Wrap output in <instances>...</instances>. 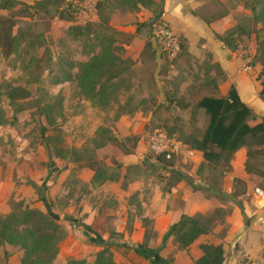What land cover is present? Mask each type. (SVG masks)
<instances>
[{
	"label": "rangeland",
	"instance_id": "1",
	"mask_svg": "<svg viewBox=\"0 0 264 264\" xmlns=\"http://www.w3.org/2000/svg\"><path fill=\"white\" fill-rule=\"evenodd\" d=\"M4 1L20 3L21 6L2 11L0 15L18 20L25 37L16 55L4 58L0 53V108L7 121L0 128V218L10 214L14 204L19 202L44 213H47L48 207L51 208V213L58 218V224L67 233L59 244L53 264L70 260L95 261L103 248L93 246L91 242L104 240L105 236L107 240L104 241L110 246L108 253L114 261L143 260L136 254L137 249L143 251V248L159 252L160 259L168 264L171 261H185L192 256L194 253L190 254V247L181 249L173 237L163 244V235L153 232L149 219L143 222L147 232L142 243L132 244L124 235L112 232L115 231V222L121 224L125 218H115L110 212L124 211L119 199L123 192H127L129 184L138 179L150 177L164 190H171L182 182L172 175L178 173L189 180L184 182L191 188L204 187V180L217 191L231 187L229 196L205 193V196L213 197L224 206L205 215L211 216L216 222L213 231L217 233L211 235L215 243H220L231 228L234 205H244L246 201L249 205H255L257 201L261 204L260 208H264V197L255 194L256 189L264 193V178L247 173L246 148L238 151L228 164L221 161L218 165H211L204 161L203 156H199V159L202 158L200 163L197 156L189 154L190 142L194 137L202 135L207 126V117L199 114L194 105L191 115L190 112L187 115L179 114L171 102L186 100L177 91V87L183 84L190 85V98L194 102L200 100L204 92L213 94L212 82L204 79L205 70L201 71L202 78L199 74L194 79L190 77L188 81L180 83L179 79L184 76L180 72L182 66L179 59L170 62L162 52L161 67L157 69L158 79L153 77L146 84L137 80L139 76L136 77L133 72L131 60L126 58L125 45L129 44L131 37L128 30L135 25L136 15L146 10L151 14V20L162 21L160 15L165 0H156L152 9L144 8L134 12L126 8H106L105 16L113 31L98 29V33L112 38L115 47L120 49L118 55L128 62V71L122 76L125 80L123 90L127 92L120 95L119 101H111L108 107L93 104L80 96L75 78L80 65L100 51L95 40L97 35L91 34L79 39L69 35L73 27L100 23L94 9L100 0H0V4ZM251 1L177 0L183 6L184 13L192 12L201 20L231 18L232 23H235L234 29L239 25L248 28L249 35L237 38L236 51L242 53L244 67H252L247 73L257 79L263 90L264 31L260 25L249 24L251 10L246 9L245 4ZM40 3L52 5L39 13L31 11L21 14L23 6L36 7ZM71 5L76 11L74 20L70 22L59 19L60 11ZM179 37L187 47V42L185 44V40ZM66 77L74 80L71 82ZM157 80L163 83L162 103L158 104L160 102L156 98L148 100V104L143 103L142 97L153 93ZM9 88L26 89L30 97L11 103L6 98ZM260 98L264 101V95H260ZM52 106L54 109L48 113ZM156 108L157 112L151 121L133 122L126 119L137 110ZM123 117L125 120L121 121ZM263 120L264 117L255 116L250 124L254 126ZM157 132L174 140L175 148L179 150L173 160L168 161L170 165L167 170L162 169L157 164V158L150 153V137ZM136 149L139 150L140 165L126 166ZM255 165L264 171V157L258 159ZM95 170L102 178L91 181ZM104 178L112 179L110 182L114 183L103 186L101 180ZM248 191L253 194V199L242 196ZM234 194L238 195L235 202H229ZM133 197L136 196L125 198L126 202H122L123 208L131 204L134 211L129 214V224L139 213L137 198ZM104 204L110 209L107 215L111 226L104 228L107 233L105 235L94 231L93 223H87L90 221V211L96 209L97 212ZM208 238L210 235L203 239ZM123 246L127 251L121 249ZM22 259L23 251L0 242V261Z\"/></svg>",
	"mask_w": 264,
	"mask_h": 264
},
{
	"label": "trees",
	"instance_id": "2",
	"mask_svg": "<svg viewBox=\"0 0 264 264\" xmlns=\"http://www.w3.org/2000/svg\"><path fill=\"white\" fill-rule=\"evenodd\" d=\"M50 4L52 5V3H40L36 7L23 6L21 14L31 11L39 13L50 7ZM155 5L156 0H100L96 6L100 23H90L86 26H76L70 29L69 35L74 39L96 34L95 40L100 48V51L88 62L80 65L75 77L79 86V94L85 100L96 105L108 107L111 101H119L120 95L127 92L123 90L125 80H123L122 76L128 71V62L118 55V50L120 49L115 47V42L112 38L101 36L98 33V29L113 31L109 25V20L105 16L106 8L108 6L111 8H126L130 12H134L144 8L152 9ZM18 6H21L19 2L4 1L0 4V13L13 10ZM245 8L251 10L249 24H253V26L260 25L264 31V0H253L251 3H246ZM75 13V7L71 5L60 11L59 19L72 22ZM156 21L154 23H164L163 21ZM149 29L150 39L148 43L152 44L155 43L153 40V25ZM247 29L239 25L236 29L233 28L227 32L221 39L225 41L231 51L235 52L238 48L237 38L250 34ZM24 37L25 35L22 34L18 20L14 17L0 15V53L4 58H10L18 53ZM181 45L183 54L187 51V47L184 45V41H181ZM66 78L71 82L74 80L72 77ZM260 95L261 97L264 95V89ZM29 97V91L22 88H9L6 95V98L11 103L28 99ZM195 107L204 111L207 117V126L201 136L194 137L191 140V151L201 153L206 163L218 165L221 161L228 164L238 151L246 148L248 150L247 173L257 174L264 178V171L259 170V166L255 165L258 159L264 157V120L254 126L250 124V121L256 115L242 101L236 88L232 86L226 97H217V92H213L212 96L201 98ZM53 109V106L50 107L48 113ZM48 113L46 112V114ZM6 123L4 112L0 108V128ZM50 124L52 125L51 121ZM152 155L155 159L157 158V164L164 170H167L170 165L168 161L170 159L173 160L175 157L174 154L170 158L164 155ZM172 175L180 181H189L186 178H182L178 173ZM98 177L100 179L102 175H98L95 170L93 180L98 181ZM110 180L112 179L104 178L101 183ZM237 196L236 194L232 195V200L230 199V201L235 202L234 200H236ZM58 222V218L51 213V208L49 207L47 208V213H44L38 209L25 207L23 203H15L12 212L6 217L0 218V242L3 245L23 251L21 264H53L58 254L59 244L67 234ZM215 223L211 216H183L164 235L163 244L173 237L178 246L186 250L200 237L212 234ZM91 244L103 248L97 254L93 264H117L108 253L110 247L108 243L104 240H99L91 242ZM200 250L202 257L195 264H223L225 261V252L222 245L203 244ZM158 253L144 248L143 251L138 249L136 251V254L145 260L151 261L153 264H168L160 259ZM67 264H87V262L85 260H70Z\"/></svg>",
	"mask_w": 264,
	"mask_h": 264
},
{
	"label": "crops",
	"instance_id": "3",
	"mask_svg": "<svg viewBox=\"0 0 264 264\" xmlns=\"http://www.w3.org/2000/svg\"><path fill=\"white\" fill-rule=\"evenodd\" d=\"M161 15V20L167 24L176 35L181 36L187 42V51L179 57V60L177 59L180 66H182L180 72L182 76H184L179 79L180 83L183 82V80L185 82L188 81L190 77L194 79V76H198L199 74L200 78H202L203 75L201 76V71L205 70L204 79L212 82L214 88L213 92H217V97H226L230 88L234 86L242 101L253 110L254 114L257 117H264V101L260 98L262 90L259 87V82L255 77H252L249 73L244 71L242 53L231 51L227 47L225 41L221 39V37H224V35L235 26V23H232V20H230L231 18H221L219 21L213 20L214 22L211 20L204 21L192 12L184 13L183 6L180 5L177 0L163 1ZM136 16L135 25L130 26L128 30L131 37L129 44L125 45V49L127 50L126 58L131 60L133 72L136 77L139 76L137 80L148 84L153 77L155 80L158 79L157 69L161 67L162 50L158 44L148 43L150 39L149 27H152L156 20H151V14L146 10ZM162 86L163 83L157 80L155 84L156 88L154 91L152 90L153 93H150L147 97H142L143 103L148 104V100L156 98L160 102L158 104H161V93L164 91ZM180 86L177 87V91H179L180 95L184 96L186 100L171 102V104L174 105L179 114L184 113L187 115L190 112L191 115L192 106H195L199 100L194 102V100L190 98V85L183 84L181 87ZM173 90L175 92L176 88ZM212 95L213 94L204 92L203 97ZM156 110L157 108L154 110L148 109L146 111L137 110L133 113V116H127L126 119H130L133 122H135V120L151 121L157 112ZM199 114L205 115L203 110H199ZM122 120H125L124 117L121 121ZM188 151L190 155H194V157L197 156L196 159H199V156L202 157L198 152L189 149ZM138 152V149L133 152L130 156L132 159H128V165L126 166L140 165V155ZM202 158L199 159L200 163H202ZM125 176L126 175H124L123 179H125ZM92 179L93 175L91 176V181ZM113 183L114 182L106 181L102 182L101 185L109 186ZM203 184H205L204 187L194 186V188H191L182 181L171 190H164L161 186H158L157 183H154L153 179L150 177L147 179L135 180L129 184L127 192H123L121 199H119L121 208L124 209L123 212H110L109 206L104 204L97 209V212L95 211L96 209L94 211L92 210L93 212L90 211V221L87 223H93V230L105 235L107 233L104 228L111 227L108 221L109 216L107 215L109 212L115 218L122 219L124 217L125 221L121 224L119 221L115 222L113 225L115 231L112 232L122 234L125 239L132 241V244H137L143 242L147 232V228L144 226L143 222L149 219L153 232L163 235L164 237L169 229L177 224L183 216H205L218 207H224L213 199V197L205 196V193H214V195L220 197H222V194L229 196L232 192V188L230 187L228 189L224 187L223 190L217 191V189H214L206 183L205 180ZM248 188L250 189V186ZM252 195L253 194H250L248 191L242 196L246 198L252 197L253 199ZM132 196H136L135 198H137L139 213L135 216L133 214L131 215L134 216V221L132 220V223L129 224L127 221L129 214L134 211L132 207H130L131 204H126V207L123 208L122 202L125 203V198L129 199ZM231 205L233 206L234 204ZM234 207L235 210L232 212L231 228L225 233L220 243H215L212 239L213 236H211L213 234H210V238L208 239H203L205 236L200 237L189 248L190 254L194 253L192 256L184 259L185 261H171L170 264H195V262L202 257L200 247L203 244L222 245L225 252V261L223 264H245L249 262V260L263 257L264 208L261 209V204L257 201L255 205H249L246 201L244 205L236 204ZM217 230L219 231V229ZM212 233L216 234L217 232L215 230ZM130 235H132V237ZM103 238L105 241L107 240L106 236ZM207 240H209V242ZM124 247L125 246L121 249L127 251V248ZM150 249H152V246ZM68 262L69 261H59L58 264H67ZM86 262L87 264H93L95 261ZM115 263L153 264L151 261H145V259L140 261L120 259L115 261ZM0 264H21V261H0Z\"/></svg>",
	"mask_w": 264,
	"mask_h": 264
},
{
	"label": "built area",
	"instance_id": "4",
	"mask_svg": "<svg viewBox=\"0 0 264 264\" xmlns=\"http://www.w3.org/2000/svg\"><path fill=\"white\" fill-rule=\"evenodd\" d=\"M94 9L96 10V5L94 6ZM153 29V40L161 47L167 60L174 62L179 59L182 54L180 37L165 23H154ZM251 70L252 67L250 65L244 67V71L246 72ZM150 152L154 155H164L170 158L173 154H178L179 150L178 148H175L174 140L170 139L162 132H157L150 137ZM255 194L260 198L264 197V193L259 189L255 190ZM245 264H264V256L258 259L249 260V262H246Z\"/></svg>",
	"mask_w": 264,
	"mask_h": 264
}]
</instances>
